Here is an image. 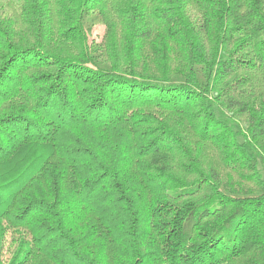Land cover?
Returning a JSON list of instances; mask_svg holds the SVG:
<instances>
[{"label":"trees","instance_id":"trees-1","mask_svg":"<svg viewBox=\"0 0 264 264\" xmlns=\"http://www.w3.org/2000/svg\"><path fill=\"white\" fill-rule=\"evenodd\" d=\"M0 264H264V0H0Z\"/></svg>","mask_w":264,"mask_h":264},{"label":"rangeland","instance_id":"rangeland-1","mask_svg":"<svg viewBox=\"0 0 264 264\" xmlns=\"http://www.w3.org/2000/svg\"><path fill=\"white\" fill-rule=\"evenodd\" d=\"M102 31H103L102 26H96L93 28L92 33L90 34V37L94 40H99L101 37ZM7 255H8V252L5 251L4 256H7Z\"/></svg>","mask_w":264,"mask_h":264}]
</instances>
